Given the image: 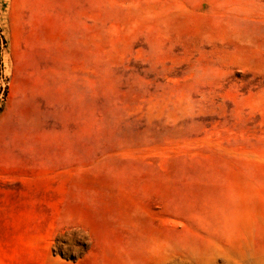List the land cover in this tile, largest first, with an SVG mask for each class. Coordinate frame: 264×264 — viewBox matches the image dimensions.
I'll return each instance as SVG.
<instances>
[{"label": "rangeland", "instance_id": "obj_1", "mask_svg": "<svg viewBox=\"0 0 264 264\" xmlns=\"http://www.w3.org/2000/svg\"><path fill=\"white\" fill-rule=\"evenodd\" d=\"M53 2L0 0V264H264V0Z\"/></svg>", "mask_w": 264, "mask_h": 264}, {"label": "crops", "instance_id": "obj_2", "mask_svg": "<svg viewBox=\"0 0 264 264\" xmlns=\"http://www.w3.org/2000/svg\"><path fill=\"white\" fill-rule=\"evenodd\" d=\"M53 10H54V15L55 17H60L61 14H63L65 12V10H61V7H62V0H54L53 2ZM63 6L64 5V2H63Z\"/></svg>", "mask_w": 264, "mask_h": 264}]
</instances>
